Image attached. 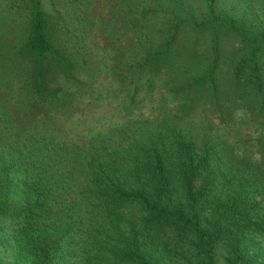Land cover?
I'll list each match as a JSON object with an SVG mask.
<instances>
[{"label": "trees", "instance_id": "trees-1", "mask_svg": "<svg viewBox=\"0 0 264 264\" xmlns=\"http://www.w3.org/2000/svg\"><path fill=\"white\" fill-rule=\"evenodd\" d=\"M94 1L0 0V264H264V12L103 0L101 89Z\"/></svg>", "mask_w": 264, "mask_h": 264}, {"label": "rangeland", "instance_id": "rangeland-1", "mask_svg": "<svg viewBox=\"0 0 264 264\" xmlns=\"http://www.w3.org/2000/svg\"><path fill=\"white\" fill-rule=\"evenodd\" d=\"M223 1V0H222ZM221 1V2H222ZM227 4V0H224ZM241 0H234V3H236V7L239 10V12L245 10L246 5L244 4L243 1ZM95 2V9L92 12L93 16H91L92 18H94L95 20H99L98 23H101V26L99 27V31H97V26L94 23L93 24H87L84 33L87 34L88 38L87 40L90 41L92 44L94 45V49H95V53L94 56H90L91 58V65L94 66L95 69H97V80L99 82L100 88L102 89L104 87L103 81H105V77H106V73L109 71L107 69V66H109L108 63H106V61L109 59L110 57V51L107 49L109 47L106 46L107 44V39L105 38V35L101 33V30H106L108 29V24L109 21H111V15L107 14L106 17H104V19H101V14L99 11L102 12H111V10H113V7L110 6L108 3V6H103V0L98 3V1H94ZM247 4L248 6H254V9L260 14H262L264 12V2L261 3H257L256 0H254V2L252 0H247ZM112 5V2H111ZM229 6L226 5V8H228ZM251 9V8H250ZM83 33V34H84ZM106 72V73H105Z\"/></svg>", "mask_w": 264, "mask_h": 264}]
</instances>
